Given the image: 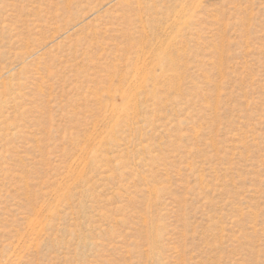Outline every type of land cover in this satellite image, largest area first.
Returning a JSON list of instances; mask_svg holds the SVG:
<instances>
[{"label":"rangeland","instance_id":"rangeland-1","mask_svg":"<svg viewBox=\"0 0 264 264\" xmlns=\"http://www.w3.org/2000/svg\"><path fill=\"white\" fill-rule=\"evenodd\" d=\"M0 264H264V0H0Z\"/></svg>","mask_w":264,"mask_h":264}]
</instances>
